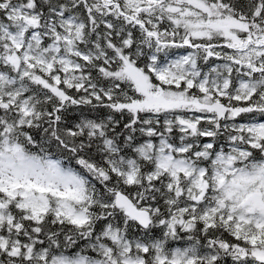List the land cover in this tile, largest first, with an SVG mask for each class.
<instances>
[{
	"label": "snow or ice",
	"instance_id": "obj_1",
	"mask_svg": "<svg viewBox=\"0 0 264 264\" xmlns=\"http://www.w3.org/2000/svg\"><path fill=\"white\" fill-rule=\"evenodd\" d=\"M0 264H264V0H0Z\"/></svg>",
	"mask_w": 264,
	"mask_h": 264
}]
</instances>
